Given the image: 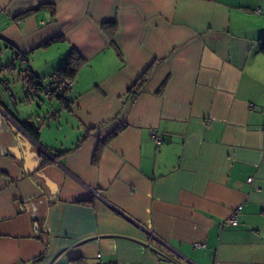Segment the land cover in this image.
Instances as JSON below:
<instances>
[{
  "label": "crops",
  "instance_id": "1",
  "mask_svg": "<svg viewBox=\"0 0 264 264\" xmlns=\"http://www.w3.org/2000/svg\"><path fill=\"white\" fill-rule=\"evenodd\" d=\"M262 42L264 0H0V67L83 59L0 96V264H264Z\"/></svg>",
  "mask_w": 264,
  "mask_h": 264
},
{
  "label": "trees",
  "instance_id": "2",
  "mask_svg": "<svg viewBox=\"0 0 264 264\" xmlns=\"http://www.w3.org/2000/svg\"><path fill=\"white\" fill-rule=\"evenodd\" d=\"M109 25H111L114 29L115 23H110ZM105 27H106V25H105ZM46 44H49V42ZM261 50L264 51V42H262V44H261ZM82 64H83V59L80 58L79 56L75 55L74 53H71L67 57L65 63L62 66H60L58 69H56L55 72L51 75V80H55L57 82H62L65 79L72 80L73 77L75 76L76 72L78 71V69L80 68V66ZM15 69H16V67L14 66V64L9 63L7 65H3L0 67V74H1V72L5 71V70L9 71V70H15ZM22 80L24 82V86L27 85L29 90H34L35 92H39L41 90L42 85H43L41 82V79H38L28 69V67H26V69H24V76H23ZM142 80H143V75L137 79L135 84L131 87L130 91H133L137 86H139V84L141 83ZM4 84H6V82ZM66 91H64L59 97H62ZM21 126L33 138L37 139V136L39 133L38 126H36L30 122H21ZM117 132H118V130H115L114 132H112L107 137L106 140L114 137L117 134ZM103 144H104V141H102L100 143L98 150H100V148L102 147ZM41 259H42V255H39L38 257L31 259V261L32 262H38Z\"/></svg>",
  "mask_w": 264,
  "mask_h": 264
},
{
  "label": "built area",
  "instance_id": "3",
  "mask_svg": "<svg viewBox=\"0 0 264 264\" xmlns=\"http://www.w3.org/2000/svg\"><path fill=\"white\" fill-rule=\"evenodd\" d=\"M21 63L24 62V57L22 55H18ZM71 85L70 79H65L62 82H57L55 80H50L47 83L43 84L41 87V92L45 98H54L59 97L64 91H66ZM150 136L154 140L156 144H160L163 141V138L158 135V133L154 130L150 131ZM247 182L253 184L252 178L248 177ZM254 188L256 190L259 189V185H254ZM241 205H238L235 207L229 216L226 218V222L231 225H236L238 223V214L241 210ZM195 246H204L203 244L196 243ZM100 254H97V257L99 258ZM98 264H107L106 262H103L99 260Z\"/></svg>",
  "mask_w": 264,
  "mask_h": 264
},
{
  "label": "rangeland",
  "instance_id": "4",
  "mask_svg": "<svg viewBox=\"0 0 264 264\" xmlns=\"http://www.w3.org/2000/svg\"><path fill=\"white\" fill-rule=\"evenodd\" d=\"M1 62V61H0ZM1 64V63H0ZM5 64V63H4ZM16 69L10 70L9 72L0 74V96L5 98L6 95L9 96L10 92L14 93L18 96V98H22L26 94V90L24 89V82L22 80L24 76V70L22 66L18 63H15ZM6 82V84L4 83ZM11 108L14 107L13 104L9 105ZM23 108V106H20Z\"/></svg>",
  "mask_w": 264,
  "mask_h": 264
}]
</instances>
